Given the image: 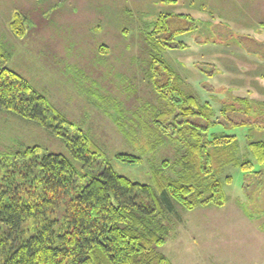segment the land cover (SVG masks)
Listing matches in <instances>:
<instances>
[{
    "label": "rangeland",
    "instance_id": "1",
    "mask_svg": "<svg viewBox=\"0 0 264 264\" xmlns=\"http://www.w3.org/2000/svg\"><path fill=\"white\" fill-rule=\"evenodd\" d=\"M229 1L244 3L247 13L236 8L228 16L213 10L212 0H0V47L6 56L0 64L26 76L88 132L118 173L151 184L159 201L153 176L176 180L183 171L175 161L187 153L185 147L167 136L159 143L150 137L148 150L136 143L138 138H127L116 118L125 114L128 119L146 102L166 107L147 79L151 47L146 34L163 15H172L170 30L186 29L163 55L180 74L182 88L215 111L211 132L234 135L230 139L238 151L221 167L224 205L201 201L186 208L169 198L155 210L154 224L165 234L156 249L173 264H264V164L249 144L264 141V0ZM17 15L23 18V36L12 27ZM186 119L208 123L199 116ZM66 129L74 135V129ZM28 147L73 160L55 131L0 108L3 173ZM118 152H131L141 162L116 160ZM204 191L201 200L209 193Z\"/></svg>",
    "mask_w": 264,
    "mask_h": 264
},
{
    "label": "trees",
    "instance_id": "2",
    "mask_svg": "<svg viewBox=\"0 0 264 264\" xmlns=\"http://www.w3.org/2000/svg\"><path fill=\"white\" fill-rule=\"evenodd\" d=\"M171 16L159 17L146 34L151 47L147 79L166 107L146 102L128 119L125 114L116 118L124 135L133 142L138 138L136 143L148 150L154 141L150 137L159 143L167 136L185 147L187 153L175 161L183 171L176 180L153 176L160 201L151 184L118 173L88 132L60 113L26 76L0 64V108L55 131L73 158L28 147L5 165L6 174L0 160V264H173L156 249L165 234L154 224L155 210L169 198L186 208L201 201L219 206L227 202L221 167L236 159L238 144L230 139L234 135L211 132L215 111L182 88L180 74L164 57L174 36L186 30H170ZM15 19L13 30L23 36V18ZM166 27L168 35L162 33ZM4 57L0 47V62ZM196 116L207 125L186 119ZM249 144L264 164V141ZM115 158L141 162L131 152H118ZM204 190L209 193L201 200Z\"/></svg>",
    "mask_w": 264,
    "mask_h": 264
},
{
    "label": "crops",
    "instance_id": "3",
    "mask_svg": "<svg viewBox=\"0 0 264 264\" xmlns=\"http://www.w3.org/2000/svg\"><path fill=\"white\" fill-rule=\"evenodd\" d=\"M212 1H214V3H215L213 6L210 5L213 10L216 8L222 9L224 11V13L225 12L228 13V16H230L231 13H232V15L233 14L235 15L237 12L236 8L243 9L242 4H244L241 2H236V4H235V2L232 3L229 0H224V2L218 0V3H217V0H212ZM243 12L247 13V10L243 9Z\"/></svg>",
    "mask_w": 264,
    "mask_h": 264
}]
</instances>
